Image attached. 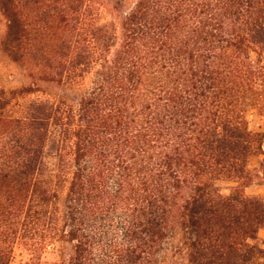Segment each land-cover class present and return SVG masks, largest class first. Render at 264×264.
I'll use <instances>...</instances> for the list:
<instances>
[{
  "label": "trees",
  "instance_id": "1",
  "mask_svg": "<svg viewBox=\"0 0 264 264\" xmlns=\"http://www.w3.org/2000/svg\"><path fill=\"white\" fill-rule=\"evenodd\" d=\"M0 13L12 61L79 90L71 104L0 89V264H40L56 242L70 252L55 264H165L174 225L186 264H264V200L244 192L264 185V130L243 116L264 109V0H135L118 25L93 0ZM52 130L62 209L44 177Z\"/></svg>",
  "mask_w": 264,
  "mask_h": 264
},
{
  "label": "rangeland",
  "instance_id": "2",
  "mask_svg": "<svg viewBox=\"0 0 264 264\" xmlns=\"http://www.w3.org/2000/svg\"><path fill=\"white\" fill-rule=\"evenodd\" d=\"M135 0H93L96 5L100 17L106 22H114L118 25L121 15L124 14L133 4ZM6 31V20L0 13V89L6 91L32 86L36 89L34 93L29 94L24 99L43 98L56 100L63 98L69 103L74 104L78 96V88L74 83L67 79L58 80H42L30 74V68L12 61L2 50L1 40ZM243 116L247 121L248 127L252 131L264 130V109L253 105H246ZM58 134L56 130H52L46 140L43 148V160L47 166L44 171V177L53 185L57 193L55 201L58 208L62 209L66 196V183L60 178L58 171ZM258 159L250 158L248 166L253 169L257 166ZM216 185L221 193L227 195L230 188L235 182L220 179L216 181ZM244 192L248 196L258 197L264 200V185L255 180L245 187ZM258 241H264V228L258 231ZM264 247V244H262ZM19 251V250H18ZM70 252V245L66 242H56L53 246L47 248L40 258V264H55L65 259ZM25 255H23L24 257ZM161 258L165 264H186V256L184 251V233L182 229L174 225L170 238L161 252Z\"/></svg>",
  "mask_w": 264,
  "mask_h": 264
}]
</instances>
